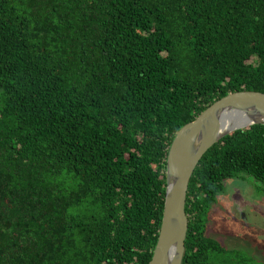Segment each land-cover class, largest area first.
Instances as JSON below:
<instances>
[{"label":"trees","instance_id":"trees-1","mask_svg":"<svg viewBox=\"0 0 264 264\" xmlns=\"http://www.w3.org/2000/svg\"><path fill=\"white\" fill-rule=\"evenodd\" d=\"M241 90L264 92V0H0V264H147L174 136ZM242 174L264 194V124L196 167L182 264L241 254L208 223Z\"/></svg>","mask_w":264,"mask_h":264},{"label":"water","instance_id":"water-1","mask_svg":"<svg viewBox=\"0 0 264 264\" xmlns=\"http://www.w3.org/2000/svg\"><path fill=\"white\" fill-rule=\"evenodd\" d=\"M254 124H264V92L241 90L216 100L176 133L167 157L162 223L147 264L183 263L189 229L186 203L196 167L223 137Z\"/></svg>","mask_w":264,"mask_h":264},{"label":"rangeland","instance_id":"rangeland-1","mask_svg":"<svg viewBox=\"0 0 264 264\" xmlns=\"http://www.w3.org/2000/svg\"><path fill=\"white\" fill-rule=\"evenodd\" d=\"M246 176V177H242ZM225 180L208 232L233 254L232 264H264V194L249 175Z\"/></svg>","mask_w":264,"mask_h":264}]
</instances>
